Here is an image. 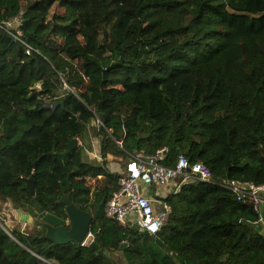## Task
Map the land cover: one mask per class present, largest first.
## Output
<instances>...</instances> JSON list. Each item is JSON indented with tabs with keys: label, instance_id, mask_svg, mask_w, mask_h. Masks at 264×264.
I'll list each match as a JSON object with an SVG mask.
<instances>
[{
	"label": "trees",
	"instance_id": "obj_1",
	"mask_svg": "<svg viewBox=\"0 0 264 264\" xmlns=\"http://www.w3.org/2000/svg\"><path fill=\"white\" fill-rule=\"evenodd\" d=\"M15 19L31 51L0 29V198L67 222L63 201L96 212L118 189L110 161L162 147L211 182L169 195L155 235L104 215L84 246L0 227V264H264L259 213L219 186L264 185V0H0Z\"/></svg>",
	"mask_w": 264,
	"mask_h": 264
},
{
	"label": "built area",
	"instance_id": "obj_2",
	"mask_svg": "<svg viewBox=\"0 0 264 264\" xmlns=\"http://www.w3.org/2000/svg\"><path fill=\"white\" fill-rule=\"evenodd\" d=\"M18 26L16 19L0 23V29L13 41L25 46L29 54L31 48L20 39L21 32ZM95 122L97 126L100 124L98 120ZM94 153V160L101 163L99 141ZM166 153L167 148L162 147L151 155L137 153L125 162L120 170L118 189L112 193L103 207V215L108 220L116 222L121 227H134L149 235H155L166 225L171 215V208L165 202L169 195L178 193L187 183L211 182V175L206 166L201 163L190 165L183 155L177 157L173 166L164 165ZM219 186L229 190L238 202L252 206L259 213V223L264 230L263 184L224 180ZM261 208L263 212H260ZM0 227L14 239L8 229L2 225ZM24 227L21 229H25ZM92 240L93 235L89 232L81 245H88Z\"/></svg>",
	"mask_w": 264,
	"mask_h": 264
},
{
	"label": "water",
	"instance_id": "obj_3",
	"mask_svg": "<svg viewBox=\"0 0 264 264\" xmlns=\"http://www.w3.org/2000/svg\"><path fill=\"white\" fill-rule=\"evenodd\" d=\"M77 146V140H72L67 145V152L62 154L61 157H65L70 149ZM26 187L29 193L33 196L35 193L34 180L31 177L26 181ZM65 206V213L67 216V222L56 219L45 214L46 222L49 224L46 226V233L44 238L56 246L66 245L68 243L82 244L85 242L87 235L89 234L90 223L95 216H103V204H100L98 210L92 214L91 212H84L70 203L69 200L63 201ZM14 208L22 220L28 219L32 222L31 216H29L19 206L14 205ZM67 223V226H66ZM126 247V244L120 246V251ZM101 255V253H99Z\"/></svg>",
	"mask_w": 264,
	"mask_h": 264
},
{
	"label": "rangeland",
	"instance_id": "obj_4",
	"mask_svg": "<svg viewBox=\"0 0 264 264\" xmlns=\"http://www.w3.org/2000/svg\"><path fill=\"white\" fill-rule=\"evenodd\" d=\"M53 12L56 13V14H60V13H62V10L60 8L54 6L53 7ZM37 88H39V86H37ZM93 126H95V125L92 124V127L89 130V131H91V134H88V136H86V135L84 136L83 145H84V148H85V151H86L85 153H86L87 159L92 161L94 164H96L97 161H95L96 159L94 160L93 155L95 154L94 153V148L96 149L99 140H98V137L96 136L97 132H96V130L94 129ZM110 163L111 164L109 165V167L111 169H113V170L116 169V170L120 171V170H122V168H123V166L125 164V161L122 160V159H114V160L110 161ZM93 195H94V193H93ZM14 204L15 203H12L8 199L0 198V212L1 211H5L6 213H9V214H12V215L15 214L16 210L14 208ZM260 212H263L262 208H261ZM91 213L94 214V211H92ZM35 216L37 217V222H41L42 223V225H40L41 229H37V228H35L36 226H33V227H31V230H33V233L36 232L37 234H39V232H42L45 235L44 229L46 227H45L44 224H47L46 219H45V214H43V215L39 214L38 215V213H36ZM0 225H2L4 228L8 229L9 231H15L16 230L15 229L16 227L15 226L11 227L10 226L11 224L9 223V221H7V219H4L2 217V215H0ZM22 226H25L24 227L25 229H21V233L26 232L24 234H30V229H28V231H27V228H28L29 224L28 223H26V225L22 224ZM106 256L108 258H110L111 260L116 261L118 259L119 253H118V251H113L112 249H110V250L106 251Z\"/></svg>",
	"mask_w": 264,
	"mask_h": 264
},
{
	"label": "crops",
	"instance_id": "obj_5",
	"mask_svg": "<svg viewBox=\"0 0 264 264\" xmlns=\"http://www.w3.org/2000/svg\"><path fill=\"white\" fill-rule=\"evenodd\" d=\"M17 205V204H16ZM17 206H19V205H17ZM21 208V207H20ZM22 209V208H21ZM22 210H24L29 216H31V218H32V222H29V220L28 219H26V220H22L20 217H19V215L17 214V212L15 213V214H9V213H6L5 211H1L0 212V215H2V217L4 218V219H7V221H9V223L11 224L10 226L11 227H13V226H15L16 228V230L15 231H19V232H21V227H22V224H23V221H25L26 223H28L29 224V226H28V228H27V231H28V229H30V234H34V235H38V236H44V234L42 233V232H39V234H37L36 232L35 233H33V230H31V227H33V223H36L37 222V217L35 216L36 215V211H34V210H26V209H22ZM35 214V215H34ZM43 215V214H41V213H38V215ZM12 217V218H11ZM39 224H40V222H38ZM35 228H37V229H41V226L39 225V226H36ZM33 229V228H32ZM24 233H26V232H24ZM44 233H46V228L44 229Z\"/></svg>",
	"mask_w": 264,
	"mask_h": 264
},
{
	"label": "bare ground",
	"instance_id": "obj_6",
	"mask_svg": "<svg viewBox=\"0 0 264 264\" xmlns=\"http://www.w3.org/2000/svg\"><path fill=\"white\" fill-rule=\"evenodd\" d=\"M16 20H18V19H16ZM18 23H19V20H18ZM19 26H20V24H19ZM19 26H18V27H19Z\"/></svg>",
	"mask_w": 264,
	"mask_h": 264
},
{
	"label": "clouds",
	"instance_id": "obj_7",
	"mask_svg": "<svg viewBox=\"0 0 264 264\" xmlns=\"http://www.w3.org/2000/svg\"><path fill=\"white\" fill-rule=\"evenodd\" d=\"M23 223H26L25 221H23Z\"/></svg>",
	"mask_w": 264,
	"mask_h": 264
}]
</instances>
